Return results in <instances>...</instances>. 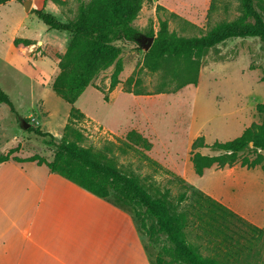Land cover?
<instances>
[{
	"label": "rangeland",
	"instance_id": "rangeland-1",
	"mask_svg": "<svg viewBox=\"0 0 264 264\" xmlns=\"http://www.w3.org/2000/svg\"><path fill=\"white\" fill-rule=\"evenodd\" d=\"M26 1L0 6V84L19 113L16 118L7 105L0 104V156L16 150L20 158L39 155L52 161L54 150L25 130L21 121L61 141L72 106L57 96L53 85L61 76L59 56L65 54L72 34L49 30L37 18L32 11L43 0H32L30 11L24 8ZM63 1L61 6L45 1L42 10L67 23L90 0ZM240 15L239 0L146 2L134 22L141 35L139 42L121 44L124 69L120 84L107 93L113 68L103 72L96 87L88 88L74 105L85 117L73 127L83 134L79 146L135 176L147 190L166 198L176 213L186 214L185 239L201 255L223 264H264V242L256 241L258 231L222 226V220L214 221L207 205L200 204V195L208 197L264 232V150L255 151L251 145L236 164L213 166L203 176L195 173L191 161V146L197 138L203 137L206 146H211L231 141L253 123L264 122V112L258 108L264 105V41L231 39L210 49L200 60L197 85L179 88L163 73H151L144 67L148 33L150 28L158 31L160 19L168 20L170 31L181 37H200L216 24ZM16 38L33 44L15 49ZM163 83L167 84L164 91H158ZM131 130L147 138L151 150L127 141ZM198 151L219 154L209 147ZM258 155L262 156L259 165L242 164L245 158L253 161ZM162 245L171 247L162 237L153 253Z\"/></svg>",
	"mask_w": 264,
	"mask_h": 264
},
{
	"label": "trees",
	"instance_id": "trees-1",
	"mask_svg": "<svg viewBox=\"0 0 264 264\" xmlns=\"http://www.w3.org/2000/svg\"><path fill=\"white\" fill-rule=\"evenodd\" d=\"M16 0H0V6ZM61 6L63 0H46ZM151 0H90L81 4L76 17L63 23L44 10L32 12L49 30L68 32L72 39L65 54L59 56L58 68L61 76L53 85V90L63 101L72 106L69 121L64 128L61 141L49 132L33 127L28 132L49 148L54 150V159H47L34 155L22 159L11 150L5 156H0V162L14 160L16 162H36L39 166H46L52 173L57 174L80 186L88 193L109 201L114 206L128 212L136 219L138 230L148 239L146 249L154 255L153 264H223L215 258L204 257L196 248L187 242L184 230L189 227L186 214L176 213L166 198L159 197L147 190L140 181L132 175L123 173L114 164L106 162L90 149L79 146L83 134L78 132L73 124L84 118V114L74 105L88 88L96 87L99 76L110 68V87L107 93L113 91L120 84V74L123 72L122 43H136L141 37L135 28L144 4ZM241 15L234 21L216 24L207 34L200 37H181L170 31L168 20H159L157 32L150 28L148 38H154L151 48L146 52L144 67L151 73L161 72L169 79L177 82L179 88L187 85H197L198 71L201 58L207 51L216 46L238 38H259L264 41V0H239ZM33 43L29 39L16 38L13 41L15 49H27ZM178 64L174 67V65ZM181 69L177 68L180 65ZM163 83L158 91H164ZM103 92V91H102ZM105 99L109 100L108 94ZM128 93H132L128 90ZM136 95H141L136 92ZM0 104L9 107L11 113L18 118L19 113L0 84ZM264 112V105H259ZM73 137L74 140H70ZM127 141L133 145L149 151L152 143L135 130H131ZM252 145L253 150H264V122L253 123L239 137L226 142H215L206 146L203 137L197 138L191 146V161L195 173L203 176L205 171L217 166L224 168L236 164L240 154ZM209 147L218 152L210 156L202 154L199 148ZM262 162L258 155L253 161L244 159L243 165L255 167ZM203 202V203H202ZM210 217L223 224L239 229L259 232L256 241L264 242V232L248 225L242 218L230 210L216 203L214 200L200 195ZM165 237L171 247L162 245L154 252Z\"/></svg>",
	"mask_w": 264,
	"mask_h": 264
},
{
	"label": "crops",
	"instance_id": "crops-1",
	"mask_svg": "<svg viewBox=\"0 0 264 264\" xmlns=\"http://www.w3.org/2000/svg\"><path fill=\"white\" fill-rule=\"evenodd\" d=\"M147 241L131 214L46 166L0 162V264H153Z\"/></svg>",
	"mask_w": 264,
	"mask_h": 264
},
{
	"label": "water",
	"instance_id": "water-1",
	"mask_svg": "<svg viewBox=\"0 0 264 264\" xmlns=\"http://www.w3.org/2000/svg\"><path fill=\"white\" fill-rule=\"evenodd\" d=\"M31 6H32V0H27L26 2H25V4H24V8H25V10L26 11H30V9H31ZM148 45H147V50H149L150 49V47H151V45H152V42H153V38H150V39H148ZM21 122H23V128L25 129V130H27V129H29V128H31L32 127V125L30 124V123H26L25 121H21Z\"/></svg>",
	"mask_w": 264,
	"mask_h": 264
}]
</instances>
